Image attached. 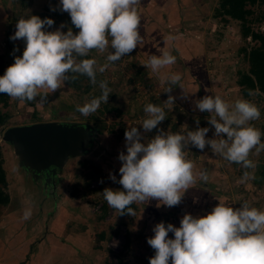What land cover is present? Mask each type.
Returning <instances> with one entry per match:
<instances>
[{"label": "rangeland", "instance_id": "obj_1", "mask_svg": "<svg viewBox=\"0 0 264 264\" xmlns=\"http://www.w3.org/2000/svg\"><path fill=\"white\" fill-rule=\"evenodd\" d=\"M221 1L177 0L171 2L168 9L164 4H167L168 0H147L146 4L137 6L140 15L143 12L144 17L141 18L139 25L142 40L132 52L113 62L106 61L108 52L114 50L111 46L103 52L92 49L85 57H77V60L94 57L97 65L107 63L103 72L96 73V84L91 83L87 75L69 73L76 78L66 81L55 92L49 93L48 100L43 104L38 103L39 97L28 101L9 96L7 103L0 100V111L9 115L6 122L0 126V151L7 178L4 189L10 197L8 203L0 204V233H3L2 229L10 219L17 231L13 239L33 236L38 238L36 243L40 247H45L47 239L44 237L50 233L53 236L56 234L53 219L57 215L62 217V223L65 221L66 225L70 226V230L79 226L90 228L93 218H96L95 212H104L105 209L109 214L105 221L122 224L121 231L120 235L115 233L112 239L108 240L110 246L108 243L106 245L112 255L96 257L92 264H97L94 260L100 261L99 264H117L120 258L132 264H149V257L154 255L155 250L147 243V237L154 234L153 226L159 221L179 226L180 218L185 212L202 215L210 211L219 200L232 204L234 208L240 207L241 202L248 201L250 206L264 210V150L257 153L255 149L250 151L249 158L256 162V167L246 169L241 163L228 161L223 156L213 153L210 145H206L204 149L188 145L185 149L186 158L194 162L195 170L206 171L208 180L200 181L197 177V183L185 192L180 203L171 207L163 204L157 207L156 199L137 202L138 211L134 216L131 215L129 220L120 218L117 209L110 210L102 194L97 193L100 192L97 190L101 185L104 187H107L108 183L111 185L110 172L119 180L118 169L122 161L118 159V154L120 151H126L125 129L136 124V127L143 131L139 123L147 115L144 112V105L149 102L164 107L167 116L157 128L144 134L148 138L155 135L158 129L177 132L184 130L186 124L189 129H195L196 118H199V126L209 127L206 135L212 137L214 126L207 120L211 113L195 107V100L204 95H221L229 102H234L237 98L253 101L259 106L261 115L250 123L264 133V94L255 90L252 91V95L245 96L238 83L240 73L249 72L250 69L244 48L250 49L259 42L252 36H242L241 20L224 14L220 8ZM50 5L56 10H51ZM149 7L156 9L150 12ZM247 7L251 10L247 24L254 32H264V0L249 1ZM33 14L41 18L52 17L54 24L49 30L55 29L61 22L65 25L63 31H67L69 27L74 33L79 30L72 25L69 13L59 10L58 0H0V53L4 60L3 71L13 63L14 55H20L25 47L22 39H9L16 28L15 18ZM169 34L174 35L175 39L169 41L167 39ZM14 46L17 49L15 53ZM166 49L171 50L177 57L176 63L158 72H154L150 66L143 65L151 55H159ZM167 72L181 73L180 83L184 89L180 85H175L172 86L171 93L163 91L162 89L168 86L167 81L163 79ZM100 80H106L111 90L108 101L102 102L97 111L84 116L77 111L76 106L83 105L101 94ZM169 94L175 97L172 106H168L165 101ZM50 120L79 121L98 126L102 130L90 153L71 159L59 173L55 189L52 187L45 189L37 184L36 186L32 176L19 165L12 145L3 140L4 131L10 126ZM222 135L226 137V134ZM261 141L264 142V134ZM77 161L84 163L83 167L90 163L93 168L88 170L80 168ZM72 163L74 167H71ZM77 169L80 170L77 172L78 177L83 178L81 184L91 195L82 194L80 198L73 195L77 188L75 189V183L69 180ZM245 171L250 173L247 178L243 176ZM64 180L67 181L61 187ZM101 180L103 182H100ZM91 196L92 204L85 203ZM28 207L32 209V219L30 217L25 220L22 214ZM134 207L135 204L132 208ZM66 208L71 212L66 211ZM9 226L11 224H8L7 228ZM44 226L45 229L42 228ZM100 230L102 227L98 228L97 232ZM168 235L172 236L173 233L169 232ZM3 238L5 235L0 234V241H3ZM4 244L8 243L4 241ZM35 245L34 243L33 247ZM8 248L13 249L11 245ZM2 249L0 264H20L25 260L21 257L10 259L9 255L4 257ZM17 249H14L15 253ZM48 258L46 256L39 264H64L62 258L57 261L52 257Z\"/></svg>", "mask_w": 264, "mask_h": 264}, {"label": "clouds", "instance_id": "obj_2", "mask_svg": "<svg viewBox=\"0 0 264 264\" xmlns=\"http://www.w3.org/2000/svg\"><path fill=\"white\" fill-rule=\"evenodd\" d=\"M141 0H58L59 10L67 11L71 23L79 30L69 27L63 31L64 22L53 30L52 17L30 15L16 22L11 40L22 39L25 43L22 55H14V61L0 74V93L19 100L45 103L48 94L55 92L66 81L75 79L79 73L87 75L90 82L97 83L96 73L103 72L107 63L97 65L96 59L85 57L92 49L103 52L111 46L106 61L113 62L132 52L140 44L141 15L138 5ZM51 10H56L50 5ZM169 41L175 36L169 34ZM13 48V53L16 51ZM177 57L169 49L159 55H151L143 65L154 72L176 63ZM163 79L168 86L162 89L171 93L172 86H184L179 72H167ZM102 90L77 111L87 116L107 103L111 90L106 80L99 81ZM43 90V91H42ZM187 92H185L186 94ZM252 95V92H249ZM172 106L175 97L169 94L165 100ZM195 107L211 113L208 123L214 126V135L207 136L209 127L172 132L158 129L151 138L144 134L157 128L165 119L166 112L160 104L149 102L144 105L146 117L139 123L143 131L132 125L125 129L126 151H120L122 161L118 171V183L122 189L105 187L104 199L119 211L135 215L131 205L135 202L157 200L171 207L180 203L185 192L200 181H207L206 171L194 169V162L186 158L188 145L204 149L210 145L215 154L228 161L241 163L244 168H255L256 162L249 158L251 150H264L261 130L250 123L260 117L259 106L244 98L229 102L221 95H204L195 100ZM222 134H226V137ZM250 175L245 171L243 176ZM109 178L117 180L114 173ZM100 182H103L102 180ZM219 200V199H218ZM23 219L32 215L30 207L23 211ZM173 233L169 236L168 233ZM153 235L147 243L155 250L149 264H264V210L250 206L248 201L233 207L219 200L210 211L202 215L185 212L179 226L159 221L153 226Z\"/></svg>", "mask_w": 264, "mask_h": 264}, {"label": "crops", "instance_id": "obj_3", "mask_svg": "<svg viewBox=\"0 0 264 264\" xmlns=\"http://www.w3.org/2000/svg\"><path fill=\"white\" fill-rule=\"evenodd\" d=\"M145 1H147V0H141L140 4H146ZM171 2H177V0H168L167 4L164 3L168 9H170V6L168 7V5L171 4ZM149 9L151 12L153 9H156V7H153V8L149 7ZM156 12H157V10H156ZM142 13H141V18L143 19L144 17L142 16ZM225 17H227V19H229L228 16H225ZM17 19H19V18H17ZM14 26L16 27V24H14ZM74 163L71 164V167H74ZM77 164L79 165L80 168H85L86 170L93 168L90 165V163L86 164L88 167L87 166L83 167L84 163L82 164L81 161H77ZM69 165L67 167H69ZM93 165H96V164H93ZM74 172H75V175H73L72 178L69 180V181H72L73 183H75L74 184L75 189L77 188L76 192H74L73 195H75V197H79V198L82 197V194L91 195V193L88 190H86L87 188H85L84 185L81 184V182L83 181V178L78 177V173H77V172H80V170L77 169ZM66 181L67 180H64L62 183L60 182L61 183L60 186L62 187L66 183ZM94 181H97V180H94ZM110 182H111V185H109V183H108L107 187H111L113 189H122V185H120L118 183V180H116V181L111 180ZM104 188L105 187L103 185H101L100 188L97 190V191H100L97 193L100 195L102 194L103 197H104V195H103L102 191ZM87 195H85V198L87 197ZM87 199L88 200H85V203L92 204V202H93L92 196H91V198H87ZM134 204H135L134 211L137 212L138 211L137 210L138 204H137V202H135ZM133 205H131V207H133ZM109 209L111 210L113 208L111 206H109ZM66 211L71 212V210L68 208H66ZM95 213H96V218H93V223L90 224L92 228L91 227L90 228H88V227L83 228L82 226H79V228L82 227V229L76 228L73 230H70L71 229L70 226L66 225L65 221L62 223V217L57 215L55 217V219H53L54 225H55L54 226V230H55L54 232L56 234L53 236L52 233H50L44 237L47 239V241H46L47 246H45V247H43V246L40 247V245H38V243H36V242H38V240H37L38 238L33 237V236L30 238H25V237L22 238L21 237V238L13 239V236L17 233V231L14 229V224L11 223L12 221L9 219V220H7L8 223H6L4 225L5 228L2 229L3 233H0V234L5 235V238H3V241H0V249H2V247H3L2 255H4V257L9 255L8 258H10V259L11 258L15 259L17 257L18 258L21 257V259L22 258L25 259L26 255L30 252L31 246L35 243L36 245H35V247H33L34 250L31 253L30 260L27 262V264H39L40 263L39 261L45 260L46 256L49 257L48 259H51V257H52L55 261H57L59 258H62L64 264H80V263H86L88 261H89L88 264H90V263L92 264L93 259H95L96 257H103L104 255H107L110 257L112 255V252L110 251V249H108L106 247V245L108 243V246H110V241H108V240H111L112 236L115 235V233H118V234L120 233L119 231H121L120 227L122 226V224H120V223L115 224L114 222H108V221L106 222L105 220L109 217V214L106 213L105 209H104V212L98 213V211H96ZM118 216H120V218H122L123 220H125L126 218H128V220L131 219V214H128V213H125L123 215L118 214ZM92 217H94V216H92ZM22 218H21V220H22ZM31 219H32V217H31ZM68 219H70V218H68ZM8 224H11V226H9L7 228ZM45 227L46 226H44L42 228L45 229ZM100 227H102V230L97 232V229ZM125 232H127V231L125 230ZM92 233H94V234H92ZM29 234L31 236V232ZM126 235H127V233H126ZM94 238L99 239V242H97V239L95 241H93ZM4 241H6L8 244H4ZM96 244L97 245L99 244L102 246L96 247L95 246ZM130 244H131V242H130ZM9 245H11V247L13 249H9L8 248ZM14 249H17L16 253H15ZM47 252H49V253L47 254ZM14 253H15V255H14ZM41 262H43V261H41ZM94 263L99 264L100 261L94 260Z\"/></svg>", "mask_w": 264, "mask_h": 264}, {"label": "water", "instance_id": "obj_4", "mask_svg": "<svg viewBox=\"0 0 264 264\" xmlns=\"http://www.w3.org/2000/svg\"><path fill=\"white\" fill-rule=\"evenodd\" d=\"M101 133L98 126L91 124L50 120L10 126L3 140L12 145L21 167L35 178L43 174L46 183L55 189L67 163L89 154Z\"/></svg>", "mask_w": 264, "mask_h": 264}, {"label": "trees", "instance_id": "obj_5", "mask_svg": "<svg viewBox=\"0 0 264 264\" xmlns=\"http://www.w3.org/2000/svg\"><path fill=\"white\" fill-rule=\"evenodd\" d=\"M249 1L255 2L256 0H222L220 3L221 11L233 17L234 19L241 20L242 27L241 33L243 37L252 36L258 45L251 47L250 49L244 48V52L247 56L250 69L249 72L240 73L238 80L241 86L242 92L245 96L249 95V92L259 90L264 94V32H254L251 27L247 24V17L251 13L248 9L247 3ZM15 20H18L15 18ZM24 42V41H23ZM25 46V43H24ZM22 55V52L21 54ZM4 60L0 53V74H3ZM8 97L6 93H0V100L7 103ZM9 115L4 114L0 111V126L6 122ZM102 131V130H101ZM7 185V178L5 169L3 168L2 155L0 151V204H6L9 202V194L5 191ZM33 245L30 248V252L26 255L25 260H22L20 264H25L30 260L31 253L33 252ZM117 264H132L120 258Z\"/></svg>", "mask_w": 264, "mask_h": 264}, {"label": "flooded vegetation", "instance_id": "obj_6", "mask_svg": "<svg viewBox=\"0 0 264 264\" xmlns=\"http://www.w3.org/2000/svg\"><path fill=\"white\" fill-rule=\"evenodd\" d=\"M26 172H27V174H30L32 176V181L35 183V185L37 184L38 186H42L45 189H49V187H52L51 183H46L45 176L43 174L38 175V177L35 178L31 172H29V171H26ZM52 188L54 189V187H52Z\"/></svg>", "mask_w": 264, "mask_h": 264}]
</instances>
